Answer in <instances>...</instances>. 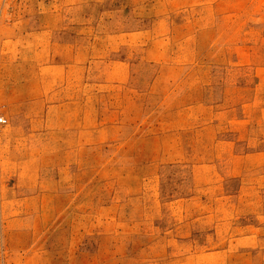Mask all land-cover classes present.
<instances>
[{"label": "rangeland", "instance_id": "1", "mask_svg": "<svg viewBox=\"0 0 264 264\" xmlns=\"http://www.w3.org/2000/svg\"><path fill=\"white\" fill-rule=\"evenodd\" d=\"M0 264H264V0H0Z\"/></svg>", "mask_w": 264, "mask_h": 264}, {"label": "built area", "instance_id": "2", "mask_svg": "<svg viewBox=\"0 0 264 264\" xmlns=\"http://www.w3.org/2000/svg\"><path fill=\"white\" fill-rule=\"evenodd\" d=\"M6 123V119H4L2 116H0V125H3Z\"/></svg>", "mask_w": 264, "mask_h": 264}]
</instances>
